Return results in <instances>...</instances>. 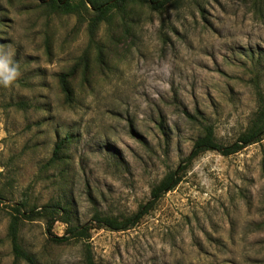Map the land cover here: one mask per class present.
I'll list each match as a JSON object with an SVG mask.
<instances>
[{
    "label": "rangeland",
    "instance_id": "1",
    "mask_svg": "<svg viewBox=\"0 0 264 264\" xmlns=\"http://www.w3.org/2000/svg\"><path fill=\"white\" fill-rule=\"evenodd\" d=\"M41 3L0 0V51L20 70L0 86V264L13 263L16 204L61 200L81 225L95 211L133 214L203 124L233 143L256 110L253 81L264 91V1L130 6L93 43L85 9ZM72 70L67 98L59 79ZM62 141L65 162L43 171ZM263 159L264 140L228 157L206 152L133 229L58 246L42 220L26 221L22 246L42 264H85L87 244L95 264H264Z\"/></svg>",
    "mask_w": 264,
    "mask_h": 264
},
{
    "label": "trees",
    "instance_id": "2",
    "mask_svg": "<svg viewBox=\"0 0 264 264\" xmlns=\"http://www.w3.org/2000/svg\"><path fill=\"white\" fill-rule=\"evenodd\" d=\"M175 0H42L41 7L54 13H76L78 17H83L81 8L91 14L89 20L90 41L94 42V34L101 24L109 26L114 22L115 17H124L126 10L130 6H137L140 9H147L155 13H162ZM264 0H254L262 3ZM84 11V12H85ZM74 70L59 79L60 86L67 98L71 94V86L68 76H73ZM253 89L256 99V110L252 114L248 125L237 139L229 144L223 145L215 137L214 128L211 125L203 124L200 135L193 142L188 157L173 171L168 172L163 179L154 185L150 191L149 201L141 205L137 211L128 216H113L95 211L91 220L84 224H79L73 219L72 212L67 204L61 200L51 201L42 207L30 206L28 203L16 204L12 207L14 214H11L8 226L7 237L11 244L14 256L12 264L24 262L26 264H42L36 256L24 249L20 240L21 226L26 221L42 220L45 223L46 234L50 242L58 246H66L72 243L87 242L91 239L94 230L105 229L111 232H124L136 227L144 217H146L156 206L158 201L167 193L173 191L181 183L183 174L188 166L206 152H217L228 157L240 153L245 148L259 144L264 140V91L259 86L257 80L253 81ZM62 141L55 145L53 156L49 162L42 167H55L65 162L63 151L65 143ZM262 174L264 177V159L262 162ZM56 223L65 226L62 236H55L53 228ZM85 264H95L88 244L84 253Z\"/></svg>",
    "mask_w": 264,
    "mask_h": 264
},
{
    "label": "clouds",
    "instance_id": "3",
    "mask_svg": "<svg viewBox=\"0 0 264 264\" xmlns=\"http://www.w3.org/2000/svg\"><path fill=\"white\" fill-rule=\"evenodd\" d=\"M19 75V65L14 62L12 55L0 51V86H12Z\"/></svg>",
    "mask_w": 264,
    "mask_h": 264
}]
</instances>
